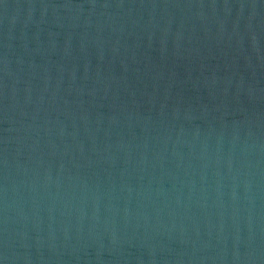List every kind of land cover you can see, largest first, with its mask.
Returning <instances> with one entry per match:
<instances>
[{
    "label": "water",
    "instance_id": "1",
    "mask_svg": "<svg viewBox=\"0 0 264 264\" xmlns=\"http://www.w3.org/2000/svg\"><path fill=\"white\" fill-rule=\"evenodd\" d=\"M3 264H264V0H2Z\"/></svg>",
    "mask_w": 264,
    "mask_h": 264
},
{
    "label": "snow or ice",
    "instance_id": "2",
    "mask_svg": "<svg viewBox=\"0 0 264 264\" xmlns=\"http://www.w3.org/2000/svg\"><path fill=\"white\" fill-rule=\"evenodd\" d=\"M0 3H2V0H0ZM0 264H3V261L2 260H0Z\"/></svg>",
    "mask_w": 264,
    "mask_h": 264
}]
</instances>
